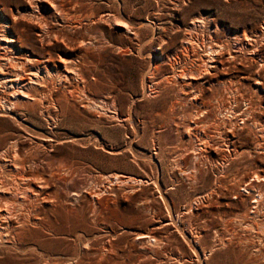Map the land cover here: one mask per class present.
Instances as JSON below:
<instances>
[{
	"label": "rangeland",
	"instance_id": "obj_1",
	"mask_svg": "<svg viewBox=\"0 0 264 264\" xmlns=\"http://www.w3.org/2000/svg\"><path fill=\"white\" fill-rule=\"evenodd\" d=\"M35 1L0 0L47 28L15 21L36 101L0 116V162L43 187L0 264H264V0Z\"/></svg>",
	"mask_w": 264,
	"mask_h": 264
},
{
	"label": "bare ground",
	"instance_id": "obj_2",
	"mask_svg": "<svg viewBox=\"0 0 264 264\" xmlns=\"http://www.w3.org/2000/svg\"><path fill=\"white\" fill-rule=\"evenodd\" d=\"M32 1V0H31ZM35 1V0H34ZM57 2V1H56ZM55 0H42L41 5L43 6V8L45 9H50L53 10V12L56 13V11H58V6L56 4ZM35 3H37L35 1ZM38 5V4H37ZM65 6V5H64ZM39 7V6H38ZM36 4L34 3H30L28 4L27 7H25L24 9L21 8H17V12L13 13L10 15L8 14L1 6H0V82L3 83L2 85H4L5 87H10L13 90H15L13 97H9L7 95H5L2 91H0V116H4L7 115V113L9 114V112L12 111L13 106L15 107V105L17 103L20 102V99L22 98H26L28 100H32V101H36L35 96H32L30 94L29 88H31L32 84H36V76L35 74L33 75H26L25 73H21L18 72L17 68L18 67H24V65H26V61H25V57H23L24 55V51H23V33L24 31L19 27L16 26L15 21L18 20H23V19H30V23L36 24V27H38L39 30V36H42L43 38L46 37V27L44 24L43 19V15L41 14H37L36 13ZM65 8V7H64ZM63 13V12H62ZM57 15L59 13H56ZM60 15V14H59ZM45 16V15H44ZM28 21V19H27ZM122 21V20H121ZM195 23L200 22L199 19H195L194 20ZM123 23V22H122ZM121 23V24H122ZM120 24V25H121ZM123 26V25H122ZM127 28V27H126ZM50 30V29H49ZM129 30V29H128ZM48 31V30H47ZM50 33V32H49ZM213 47H209V66L210 68H217V62L215 59V50H212ZM219 51V50H218ZM219 56V55H218ZM203 60V59H202ZM211 61V62H210ZM28 63V62H27ZM27 66V65H26ZM27 68V67H26ZM25 68V69H26ZM23 70V69H22ZM1 85V84H0ZM3 86V87H4ZM4 87V88H5ZM2 89V88H1ZM0 89V90H1ZM51 91V90H50ZM33 92V91H32ZM11 94V92H10ZM53 94V92H52ZM46 97V96H45ZM53 97V96H52ZM38 98V97H37ZM44 98V97H43ZM42 98V99H43ZM48 98V97H47ZM54 98V97H53ZM39 101V99H38ZM42 101V100H41ZM45 101V100H44ZM43 101V102H44ZM54 101V100H53ZM55 103V102H54ZM25 104V103H24ZM42 104V102H41ZM33 105V104H32ZM36 105V104H35ZM35 105H33V112H36V107ZM44 105V104H43ZM18 106V105H17ZM42 106V105H41ZM45 106V105H44ZM43 106V108H44ZM21 107V106H20ZM16 108V107H15ZM14 108V109H15ZM29 108V107H28ZM42 108V109H43ZM47 108V107H46ZM54 108V107H53ZM26 109V108H24ZM21 110V109H18ZM56 110V109H55ZM50 111V110H49ZM48 111V112H49ZM45 112V111H44ZM44 114V113H43ZM51 118V117H50ZM54 118V117H52ZM58 118V117H57ZM255 126V125H254ZM50 138V137H48ZM53 138V137H51ZM19 140V139H18ZM50 140V139H49ZM52 140V139H51ZM10 142V141H9ZM21 142V141H18ZM14 143L11 142V144ZM19 144V143H18ZM31 145V144H30ZM41 145V144H40ZM44 146V145H43ZM17 147V146H16ZM19 147V146H18ZM34 147H36L34 145ZM47 147V146H46ZM9 148V147H8ZM13 148V147H12ZM30 148V147H29ZM39 149V146H38ZM44 149V148H43ZM42 149V150H43ZM264 149V148H263ZM14 150V149H13ZM16 150V149H15ZM35 150V149H34ZM37 150V149H36ZM19 151V149L17 150ZM236 151V149H235ZM13 152V151H12ZM31 152V151H30ZM29 152V153H30ZM35 152V151H34ZM2 153V152H1ZM19 153V152H17ZM39 153V152H38ZM33 154V152H32ZM15 155V154H14ZM20 155V154H19ZM3 160L0 162V169L3 170V174L7 175V174H14L16 176V178H18V187L17 189L18 194H26L24 197H22V195L20 196V198L18 199L17 197H15L14 195H12V191H8L7 189V185L6 182L4 181L5 179L3 177L0 176V239L4 238L2 241L4 243H12L14 242V244L17 242H22L26 237H27V233H26V223L27 221H29L30 218V214H31V209L34 208L35 204L40 201L41 199L39 198V196H41L42 194L41 192V185L37 184L36 182L33 181H29V177L27 174H25L26 168L25 170L23 168V170L20 171H15L14 170V165H18V163H16V158L15 156L11 155V152L9 149H6L3 151ZM21 156V155H20ZM19 157V156H18ZM31 157V156H30ZM21 158V157H20ZM35 159V158H34ZM18 160V159H17ZM25 160V159H24ZM26 161V160H25ZM23 161V163L25 162ZM36 161V160H35ZM15 162V163H14ZM14 163V164H13ZM22 163V162H21ZM22 163V164H23ZM36 163V162H35ZM20 164V163H19ZM32 164V163H30ZM34 165V163H33ZM31 166V165H29ZM36 166V165H35ZM17 167V166H16ZM28 167V166H27ZM36 168V167H35ZM34 168V169H35ZM17 169V168H16ZM31 170V169H30ZM29 170V171H30ZM2 173H0L2 175ZM27 173V172H26ZM3 175V176H4ZM39 175V174H38ZM262 175V174H261ZM11 176V174L9 175ZM13 177V175L11 176ZM38 177V176H37ZM117 177V176H116ZM260 177V176H259ZM264 176H262L261 178H263ZM3 178V179H2ZM7 178V176H6ZM34 178V177H33ZM32 178V179H33ZM41 178V177H40ZM114 178V177H113ZM119 178V177H118ZM10 179V178H9ZM36 179V177H35ZM8 180V179H7ZM13 180V179H12ZM117 180V179H115ZM25 181H29L27 184H25ZM38 182V180H37ZM9 183V182H8ZM21 183L23 184L21 186ZM39 183V182H38ZM44 183V182H42ZM48 183V182H47ZM16 184V183H15ZM12 186V184H11ZM13 188V187H12ZM15 188V186H14ZM14 190V189H13ZM23 191V192H20ZM17 192V191H16ZM97 193V192H96ZM41 194V195H40ZM17 195V194H16ZM46 198V196L44 197ZM49 199V198H48ZM10 203L11 207H6L5 202ZM4 202V205L2 204ZM41 202V201H40ZM49 202V200H48ZM43 203V202H42ZM41 204V203H40ZM9 205V204H8ZM33 211V210H32ZM33 214V213H32ZM16 217L20 216V221H13ZM34 216V215H33ZM32 218V217H31ZM40 219V217H39ZM39 223V222H38ZM28 224V223H27ZM36 224V223H35ZM31 225V224H30ZM28 226V225H27ZM37 226V225H36ZM37 228V227H35ZM26 229V230H25ZM31 229V228H30ZM29 229V230H30ZM31 238V237H30ZM152 239V238H150ZM3 245V244H2ZM5 245V244H4ZM10 246V245H9ZM8 247V246H7ZM6 248V247H5ZM14 248V247H12ZM27 248V247H26ZM31 248V247H30ZM34 248V247H33ZM32 248V249H33ZM38 248V247H37ZM10 250V249H9ZM29 250V249H28ZM36 250V249H35ZM25 251V250H24ZM43 255V254H42ZM41 255V256H42ZM57 258V257H56ZM58 260V259H57ZM64 263V262H63ZM47 264V263H46ZM57 264V263H56Z\"/></svg>",
	"mask_w": 264,
	"mask_h": 264
}]
</instances>
